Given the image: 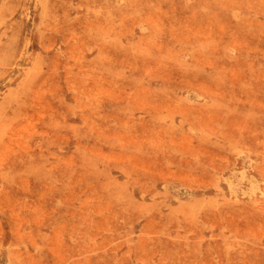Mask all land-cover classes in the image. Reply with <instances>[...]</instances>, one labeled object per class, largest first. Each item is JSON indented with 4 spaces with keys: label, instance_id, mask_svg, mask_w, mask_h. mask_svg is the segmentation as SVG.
<instances>
[{
    "label": "rangeland",
    "instance_id": "374dc122",
    "mask_svg": "<svg viewBox=\"0 0 264 264\" xmlns=\"http://www.w3.org/2000/svg\"><path fill=\"white\" fill-rule=\"evenodd\" d=\"M0 264H264V0H0Z\"/></svg>",
    "mask_w": 264,
    "mask_h": 264
}]
</instances>
